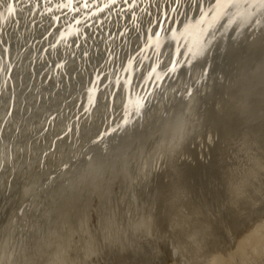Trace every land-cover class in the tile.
<instances>
[{"label":"rangeland","instance_id":"obj_1","mask_svg":"<svg viewBox=\"0 0 264 264\" xmlns=\"http://www.w3.org/2000/svg\"><path fill=\"white\" fill-rule=\"evenodd\" d=\"M7 2L8 0H5V3ZM222 2L232 6L244 3L247 7L252 3L249 9L254 10V13L248 15L249 19L257 12L264 13V10L256 12L255 8L263 7L264 0H222ZM216 3L215 0H181V10L175 16V22L169 19L163 25L164 31L161 33L163 41L159 45L155 38L149 42L147 36L150 34L144 36L143 42L146 43L142 44V40L135 42L136 38L144 35V32L146 34L149 21L153 20V17L147 15L138 14L136 19H131L118 18L113 14L104 22L103 28H79L81 35H75L74 32L69 36V43L61 42L63 39L59 37V30L67 27L63 16L57 20L55 17L60 13L57 9L56 11L54 9V12L48 11L49 4L46 0H22V3L18 2L14 5L18 9L15 13L0 6V205H3L0 207V228L7 210L14 208L12 198L10 201L5 198L15 192L14 186L18 185V179L24 177L21 179L23 185L20 208L15 207L11 212L8 224L0 235V264H40L41 252L47 244V232L51 225L49 219L56 211L66 207L67 199L73 195L74 187L77 185V167L72 166V163L80 164V168H83L89 161L88 155L83 159H75V157H78V153L87 146L89 137L96 130H100L98 135L102 139L110 138L113 134L124 130L125 107L133 102L131 99L133 92L138 97L137 103L140 106L139 112L136 113L140 114L137 115L139 117L131 120L132 128H127L131 130L132 135L127 137L128 140H123L126 142L125 149H118V142L109 145L111 155L122 151L117 156L120 157L113 162L110 161L112 163L107 168H100L98 179L93 181V184L96 182L93 196L80 208L82 210L80 214L85 216L75 218L73 225L71 220H68V215L57 225L56 237L49 246L51 259H47L46 264H114L109 253L125 250L133 254V260L130 258L122 264H264V133L260 130L261 124L264 123V100L262 97H257L259 94L264 96V90H258V87L264 84V75L259 72L260 67L257 69L262 63L250 61L247 74L254 87L248 90L244 83H247L246 77L243 79L244 74H242L245 73L246 55L242 52L241 40L239 42L242 36L240 30L244 27V23L240 25L241 29H236V20L232 26L230 23L225 31L223 30L225 25L220 29L222 23L219 29L215 30L209 26V22L204 23L200 17L213 12ZM230 7L231 5L224 14ZM261 14L256 15V18ZM196 18L198 19L194 23L197 24L196 27L188 29L186 34H176L182 31L191 21L190 19ZM223 20L225 22V19ZM35 28L39 31L34 32ZM70 28L77 31L76 26ZM155 31L156 27L153 25L152 32ZM170 34L172 38L168 40L166 38L164 41V38ZM211 41L214 48L198 57L200 51L196 48L201 49L203 43H211ZM190 46L194 48L189 50ZM260 50L262 51L261 47ZM72 58L74 60H71ZM213 58L215 61L212 62ZM109 64L110 68L116 71H120L124 66L126 68L125 72L122 71L115 80L119 83L114 87L116 89L113 90L114 100L111 104L107 102L105 104V96H101L97 102L93 101L89 106L92 112L85 114L84 110H79L80 104H78L72 111L75 113L73 115L71 113L72 116H69L70 118L68 117L63 124V120H59L58 109L67 116L70 114L72 108H65L73 99V96L71 98L68 96L70 89L79 81L83 84L86 81L82 91L97 88L98 80L104 78ZM95 72H97L95 79L89 80ZM170 75H173V78ZM163 78L165 80H162ZM156 79L157 82L154 81ZM111 80L112 78L107 79L105 84H109ZM219 81L222 83L221 87ZM157 83L159 87L155 86ZM190 84L193 86L192 95ZM237 85L241 87L238 88ZM237 88L239 91H235ZM240 90L245 91L239 104H243L244 111L241 113L248 116V118L245 116L246 121L261 113L260 118L258 116L256 118L257 122L248 120L257 134H254L257 140L255 144L252 143L249 132L251 127L249 129V126H246V121L242 122L240 129L226 133L227 129L235 124L233 121L236 114L232 115L234 113L232 109L238 102ZM56 94L63 95L57 105L47 108L52 117L44 122V126H40L39 133L32 134L34 126L31 127L30 120H36L38 113L41 112L39 105L49 106ZM179 100H183L188 105L187 108H183V112L181 109L180 113L177 112L182 107ZM221 101H225L226 109H222L224 106ZM99 102L103 103L99 111L93 114V110H97L94 108L95 104L100 105ZM214 106L219 114L209 121L208 116ZM197 108L199 114L194 117L192 113ZM249 108L252 112L255 110L254 115ZM164 110L170 112L166 115L167 112ZM249 112L254 117L249 118ZM162 113L163 115L160 116L163 117L165 114L166 119L179 115L173 121H167L163 117L162 129L160 128L158 132L148 131L144 139L140 137L138 133L141 132L144 121L148 119L147 115L152 114L156 118ZM45 114L42 119L47 118ZM186 136H189L187 138L191 142L185 138ZM177 141L181 143L176 147L174 144ZM183 142H188V146L185 143L186 148ZM189 143L190 146L192 144L191 148ZM252 146H254L253 151ZM176 153H178V166L183 164L181 168L186 170H181L183 174L175 181V186L164 189L163 185L169 183L170 177H166L162 171ZM6 155L9 156L8 159ZM181 161L183 163H180ZM126 162H131L129 165L133 164V167L139 168V172H142L141 174L135 172L131 183L126 180L123 186L127 185V188L118 184V180L123 178L125 170L128 169L125 167ZM137 162L139 165L136 164ZM18 163L22 168V173L19 174ZM184 164L187 166L185 167ZM253 167L258 168L259 173ZM139 175L142 176L141 180ZM64 176H72L74 179L70 180L72 183L68 189L58 194L62 199L55 204L52 201L54 195L50 194L53 191L51 189L59 183L57 179ZM128 183L133 186L129 187ZM103 189H111V197L109 194V198L105 199L104 203L102 201L104 197L101 196ZM6 202L9 206L4 205L7 204ZM31 202H34L33 207H28ZM107 202H110L109 205ZM150 204H153L152 207ZM85 207L86 211L83 210ZM145 213L154 216L153 220L148 219L147 223V219H142L141 215ZM110 215L111 220L105 219L108 221L106 222L104 218L106 216L109 218ZM178 223L181 227L177 226ZM111 224H113L112 228ZM156 225H159L158 228ZM134 238L137 240L135 241ZM121 247L123 249H120ZM146 247L149 253L139 258L138 255Z\"/></svg>","mask_w":264,"mask_h":264},{"label":"bare ground","instance_id":"obj_2","mask_svg":"<svg viewBox=\"0 0 264 264\" xmlns=\"http://www.w3.org/2000/svg\"><path fill=\"white\" fill-rule=\"evenodd\" d=\"M252 2V1H251ZM252 4V3H251ZM251 4H249V7L251 6ZM231 5V7H230V9L228 10V12H226L225 14H224V12H225V10L226 9H228V7ZM255 6H256V4H255ZM254 6V7H255ZM249 7H247V4H241V5H238V6H232V4H227V3H224V2H222V0L221 1H219V2H217L216 4H214V6H213V12H211V13H206V14H203V15H201L200 17L203 19V21H204V23L206 22V23H208L209 22V26H211V27H213L215 30H218L219 28V26H221L222 25V23H223V25H222V27L220 28V29H222L223 28V26L225 25V27L223 28V30L225 31L226 30V28L230 25V23H231V26L233 25L232 23L233 22H235L236 20H237V26H235V28L237 29V28H239V29H241V26L240 25H242V23H244V27L240 30L241 31V39L239 38V42H240V40H241V42H240V44H242V47H241V49H242V52H244V54L246 55V57H245V61H244V64H245V73H242V74H244L243 75V79L246 77V81H247V83H248V85H247V83L246 82H244L245 83V86L247 87V89L248 90H250L252 87H254V83L251 81V79L249 80L248 79V70H249V68H250V61H256V62H261L262 64H259L258 66H257V69L259 68V72L262 74L263 73V75H264V18H263V12H257L258 10L260 11V10H264V6L262 7V6H256L255 8H256V12L257 13H255V14H253V16L252 17H250V19L248 18L249 16V14L250 13H254V10L252 11V9H249ZM262 7V8H261ZM251 8V7H250ZM17 9V8H16ZM55 9V10H54ZM53 10L54 11H56V7H55V5L53 6ZM52 10V11H53ZM17 11H18V9H17ZM53 11V12H54ZM38 12H40V10H38ZM259 13H262L261 15H260V17H258V18H256V15H258ZM223 14V16H221ZM214 18V19H213ZM223 19H225V22H223L224 20ZM248 19V20H247ZM191 20V21H190ZM189 21L190 22H188L185 26H184V28L182 29V31L180 32V33H176V34H186V33H188V29H190V28H192L193 26H195L196 27V25L194 24L195 22H196V20H198L197 18L195 19V20H192V19H190ZM247 21V22H246ZM64 23L66 24V22L64 21ZM200 23V22H199ZM198 23V24H199ZM246 23V24H245ZM198 27V26H197ZM65 28V27H64ZM194 28V27H193ZM61 29V28H60ZM195 30V29H194ZM39 30L37 29V28H35L34 29V32H38ZM60 31V36H59V34L57 35V36H59V37H61L63 40H61V42L62 41H68L69 43H70V38H69V36L71 35L72 36V34L75 32L76 33V31L75 30H72L70 27H68V25H67V27L65 28V29H61V30H59ZM197 31V30H196ZM223 31V32H224ZM219 32H220V30H219ZM61 33H63V35H61ZM221 33V32H220ZM150 33L148 32V31H146V34H145V32H144V35L143 36H140V37H138V38H136V41L135 42H139L140 40H142V44L143 43H146V42H143L144 41V38L147 36V35H149ZM172 34V33H171ZM171 34L168 36V37H165L164 38V41H165V39L166 40H168V39H171L172 38V36H171ZM194 34V33H193ZM48 35V34H47ZM46 35V36H47ZM178 35V36H179ZM246 35H248V36H246ZM54 36V35H53ZM145 36V37H144ZM163 36V35H162ZM177 36V35H176ZM177 36V37H178ZM244 36H245V38H244ZM176 37V38H177ZM192 37H193V35H192ZM196 36H194V38H195ZM203 37H204V35H203ZM51 38V37H50ZM147 38H148V36H147ZM244 38V39H243ZM179 39V38H178ZM161 41H163V37L162 38H160V40L157 42V44L159 45L160 43H161ZM177 41V40H176ZM175 41V42H176ZM193 41V40H192ZM141 42V41H140ZM67 43V42H66ZM68 43V44H69ZM189 43V42H188ZM187 43V44H188ZM191 43V42H190ZM197 43V42H196ZM180 44H182V43H180ZM200 44H201V41H200ZM212 44H213V42L211 41V43L209 42V43H203L202 45V47H201V49H199V48H196L197 50H199L200 51V54H197L198 55V57L199 56H202V54L204 53L205 54V52H209V51H211L212 50V48H214V47H212ZM63 45V44H62ZM176 46H179V44L177 45V44H175ZM140 46V45H139ZM195 46V45H194ZM194 46L192 47V46H190L189 47V50L191 49V48H194ZM169 47H170V45H169ZM186 47H187V45H186ZM260 47H261V49H262V51L260 50ZM180 48V47H179ZM45 49V48H44ZM181 49V48H180ZM184 49V48H183ZM68 50V49H67ZM66 50V51H67ZM186 50V49H185ZM42 51H43V49H42ZM51 51V50H50ZM171 52V51H170ZM180 52V51H179ZM183 52H184V50H183ZM189 52V51H188ZM198 52V51H197ZM43 53V52H42ZM68 53V52H67ZM185 53V52H184ZM190 53V52H189ZM220 53V52H219ZM176 54H178V53H176ZM187 54V53H186ZM191 54V53H190ZM38 55V54H37ZM66 55H68V54H66ZM183 56H184V54H183ZM67 57V56H66ZM69 57V56H68ZM179 57V56H178ZM191 57V56H190ZM181 58V57H180ZM180 58H179V60H180ZM188 58V57H187ZM258 58H260V59H258ZM178 59V58H177ZM190 59V58H189ZM188 59V60H189ZM71 60H74L73 58L71 59ZM176 60V59H175ZM259 60V61H258ZM182 61V60H181ZM186 60H184V62H185ZM213 61H215V58H213L212 59V62ZM177 62H179L178 60H177ZM177 62H176V64H177ZM56 63H58V62H56ZM195 63V62H194ZM180 64H181V62H180ZM54 65H56V64H54ZM58 65V64H57ZM124 65H126V64H124ZM173 65H174V63H173ZM185 65V64H184ZM198 65V64H197ZM227 65H228V63H227ZM181 66V65H180ZM128 67V66H127ZM176 67H179V66H176ZM175 67V68H176ZM187 67V66H186ZM191 68V67H190ZM193 68V67H192ZM191 68V69H192ZM206 68H207V66H206ZM209 68L210 67H208V69L207 70H209ZM51 69V68H50ZM53 69H54V66H53ZM52 70V69H51ZM55 70V69H54ZM54 70H52V71H54ZM107 70H108V72L105 74V76H104V78L103 79H101V78H99V80H98V87L97 88H95V89H87V90H83L82 91V88H83V85L84 84H86L85 82H84V84L83 83H81L80 81L79 82H77L76 84H74V86H73V88H71L70 89V93L68 94V96H70L69 98H71L72 96H73V99H71V101H70V103L69 104H67V106L65 107V108H67V107H70V108H72V110H70L71 112H70V114L67 116V115H65L66 113H64V112H62V111H59L60 109H58V107H56V109H58V112H59V120L61 121V120H63V124H64V122L68 119V117L69 116H72L75 112H73L72 113V111L73 110H75L74 108L78 105V104H80V106H79V110H84V114L85 113H91L92 112V110L90 109V107L89 106H91L92 104H93V101H95V102H97V100H98V98H100L101 96H105L104 98V102H105V104H106V102H107V104H111V102L114 100V91L113 90H115L116 88H114L115 87V85L117 84V83H119L118 81L117 82H115V80L117 79V77L119 76V74L123 71V73L125 72V70H126V68H125V66L120 70V71H116V70H114V69H111L110 68V64H109V66L107 67ZM175 70V69H174ZM198 70V69H197ZM173 71V70H172ZM190 71V70H189ZM192 71V70H191ZM190 71V72H191ZM196 71V70H195ZM117 72V73H116ZM171 72V71H170ZM189 72V73H190ZM96 73L97 72H95L94 74H92V76H91V78L92 79H89V80H93V79H95V75H96ZM127 73H128V70H127ZM178 73V72H177ZM196 73V72H195ZM157 74V73H156ZM175 74H176V72H175ZM184 74V73H183ZM194 74V73H193ZM197 74V73H196ZM196 74H194V76L196 75ZM247 74V75H246ZM117 75V76H116ZM167 75H168V73H167ZM164 76H165V74H164ZM171 76V75H170ZM169 76V77H170ZM173 76V75H172ZM171 76V77H172ZM184 76V75H183ZM192 76V75H191ZM193 76V77H194ZM197 76V75H196ZM242 76V75H241ZM125 77V76H124ZM186 77V76H185ZM212 77V76H211ZM79 78V77H78ZM86 78V77H85ZM90 78V77H89ZM112 78V80L110 81V83L109 84H105L106 83V81H107V79H111ZM120 78V77H119ZM122 78H123V76H122ZM166 78V77H165ZM173 78V77H172ZM86 79H88V78H86ZM86 79H84V80H86ZM121 79V78H120ZM142 79V78H141ZM146 79V78H145ZM155 79V78H154ZM194 79V78H193ZM75 80V79H74ZM84 80H82V81H84ZM161 80V79H160ZM162 80H165L164 78L162 79ZM174 80V79H173ZM210 80H211V78H210ZM209 80V81H210ZM233 80V79H232ZM76 81V80H75ZM127 81V80H126ZM150 81V80H149ZM155 82H157V79L156 80H154ZM184 81H185V79H184ZM192 81V80H191ZM90 82V81H89ZM123 82V81H122ZM145 82V81H144ZM88 83V82H87ZM121 83V82H120ZM142 83V82H141ZM154 83V82H153ZM159 83V82H158ZM158 83L155 85V86H157L158 85ZM149 84V83H148ZM181 84V83H180ZM186 84H187V82H186ZM210 84V83H209ZM219 87H221V82L219 81ZM123 85V84H122ZM183 85V84H182ZM181 85V86H182ZM88 86V85H87ZM142 86H144V84L142 85ZM148 86V85H147ZM154 86V85H153ZM154 86V87H155ZM190 86H191V84H190ZM116 87H117V85H116ZM121 87V86H120ZM123 87V86H122ZM149 87V86H148ZM158 87H159V85H158ZM158 87H156V88H158ZM188 87H189V85H188ZM192 87L193 86H191L190 87V91H191V89H192ZM237 87L238 88H240L241 86H238L237 85ZM250 87V88H249ZM118 88H119V86H118ZM156 88L154 89V90H156ZM181 88V87H180ZM236 89L235 91H239V89ZM39 89H41V88H39ZM84 89V88H83ZM124 89V88H123ZM221 89V88H220ZM185 90V89H184ZM189 90V89H188ZM245 90H246V88H245ZM113 91V92H112ZM193 91H194V89H193ZM68 92V91H67ZM244 92L245 91H243V90H240V95H238L239 97H238V102H236L237 104H235V105H233V107H235L234 109H232L233 111H234V113L232 114V115H235L236 114V116H234V121L233 122H235V124H234V126L233 127H230L229 129H227L228 131L226 132V133H229L230 131L232 132L234 129H240L241 127H242V122L243 121H246V118H248V116H246L245 114L243 115L241 112L242 111H244L243 110V104L241 105V104H239L240 103V101L242 100V98H241V96H242V94H244ZM246 92H247V90H246ZM190 93V92H189ZM135 93L133 92V95H132V100H133V102H131V103H129L126 107H125V114H124V117H123V120H124V123L126 124V126H125V128H124V130H122L121 132H119V133H115V134H113L110 138H107V139H102L99 135H98V132L100 131H97L96 130V132L95 133H93V135L91 136V137H89V142L87 143V146H85L83 149H82V151L81 152H79L78 153V157H75V159H83V158H85V157H87V155H88V160L89 161H87V163H85V166L83 167V168H80L81 167V165L80 164H74L73 165V163H72V166H74V167H77V172H78V176H77V185L74 187V189H75V191H74V193H73V195H71V197L69 196L68 198L69 199H67L68 201L66 202V207L64 208V209H60V210H58V211H56V213L54 214V215H52L51 217H50V219H49V222H50V227H49V230H48V234H47V241H46V246H45V248H44V250H42V258H41V261H40V264H46V262H47V259L49 260V259H51V254H50V250H49V246L50 245H52V243H53V241H54V239H55V237H56V232H57V225L61 222V221H63V219L66 217V216H68V220H71V223L74 225V222H75V218L77 219H79V218H83L84 216H85V214H80V212H82V210L80 209L81 208V206H82V204H87V201L89 200V198L90 197H92L93 196V192H94V187H96V185H95V183L93 184V181H94V179H98V177H99V173H100V168L101 167H105V168H107V166H109L112 162H113V160L114 159H116V158H119V157H117L118 155H120L121 154V152L122 151H120V153H116V155H111L110 154V151H109V148H110V146L109 145H111V144H116L115 142H118L117 144H119L118 145V149L119 148H121V149H125V145H126V142L125 141H123L124 139H127V137H129V136H131L132 135V133H131V130H128L127 128H129V127H131V125H130V122H131V120L132 119H135L136 117H139V116H137V115H139L140 113H136L137 111L139 112V108H140V106H139V104L137 103V98L138 97H136L135 95H134ZM40 95V94H39ZM63 94H61V95H59V94H56L55 96H54V100H53V102H51V104H49V106H41V105H39V107H40V109H41V112H39L38 114V117L36 118V120L34 119V121L31 119L30 120V125H31V127L32 126H34V130L32 131V134L35 132V133H39V131H40V129H41V125H43L44 126V122H46L47 121V119H49L50 120V118L52 117L50 114H49V112H48V110H47V108L48 107H50L51 105H57L58 103V100H59V98L62 96ZM191 95H192V91H191ZM96 99V100H95ZM188 99V98H187ZM79 101H82V103H79ZM175 101V100H174ZM188 102V101H187ZM254 102H255V100H254ZM100 103V102H99ZM103 102H101L100 103V105L99 104H95V107L94 108H96L97 110H93V114L94 113H96L97 111H99V109H100V106H101V104H102ZM179 103H180V106H182L181 108H179V110L177 111V112H181V109H182V112H183V108H187L188 107V105L183 101V100H179ZM179 103H178V105H179ZM225 103V101L223 102V101H221V104H223L222 106H224V107H222V109H226V105L224 104ZM64 104V102L63 103H61V106ZM73 104V105H72ZM250 104V103H249ZM174 105V104H173ZM72 106V107H71ZM179 106V107H180ZM221 106V105H220ZM255 106V105H254ZM38 107V108H39ZM135 107H137L136 109H135ZM171 107H173L172 105H171ZM229 106H227V108H228ZM61 108V107H60ZM199 108V107H198ZM198 108L197 109H195V112L194 113H192L193 114V116L195 117V116H197V114H199L198 112H199V110H198ZM253 108V107H252ZM251 108V109H252ZM135 109V110H134ZM167 109V108H166ZM213 110V111H212ZM211 110V112H210V116H208V120L210 121V120H212L213 118L212 117H215V115L218 117V111H217V109H216V106H214V109H212ZM216 110V111H215ZM249 110H250V108H249ZM66 111H67V109H66ZM164 111H166V110H164ZM251 111V110H250ZM255 111V110H254ZM253 111V112H254ZM82 112V111H81ZM144 112V111H143ZM163 112V111H162ZM167 113H165L166 115L168 114V112H170L169 110L168 111H166ZM219 112H220V110H219ZM252 112V111H251ZM251 112H249V115H250V113ZM253 112H252V114H253ZM44 113H46V114H48V115H46L45 114V116H47V118L46 119H42L43 118V114ZM61 113V114H60ZM71 113H72V115H71ZM104 113H106V112H104ZM160 113V112H159ZM245 113V112H244ZM247 113V112H246ZM83 114V113H82ZM107 114V113H106ZM165 114H164V116H165ZM170 114V113H169ZM256 114V113H255ZM160 115H163V113L162 114H159V116ZM179 114H176V115H173V117L170 119V118H168L167 117V121H173V120H175L176 118H177V116H178ZM254 115V114H253ZM252 115V116H253ZM62 116V117H61ZM104 116V115H103ZM156 116H157V114H156ZM154 117V115H150V114H148L147 115V117H148V119L147 120H145L144 121V126H143V128H141L140 130H141V132L140 133H138L139 135H140V137H142L143 139L145 138V136L147 135L146 133L148 132V131H156V132H158V130L161 128L162 129V127L164 126V123H163V117L162 116H160V117ZM245 116H246V118H245ZM251 115H250V117L249 118H251L252 117ZM254 117V116H253ZM45 118V117H44ZM70 118V117H69ZM236 118H237V120H236ZM249 121H251L250 119H248ZM246 121V126H249V129H250V127L252 126V124H249L248 122L249 121ZM42 121V122H41ZM183 121V120H182ZM165 122V121H164ZM62 123V122H61ZM251 123V122H250ZM128 124V125H127ZM163 124V125H162ZM168 124V123H167ZM170 125H171V123H170ZM241 125V126H240ZM169 126V125H168ZM35 127H36V129H35ZM40 127V128H39ZM132 128V127H131ZM130 128V129H131ZM165 128V127H164ZM180 128H181V126H180ZM253 127H251V129H250V131L249 132H251V138H252V143H257L256 141L257 140H255V135H257L256 133H255V131H253V129H252ZM128 130V131H127ZM134 130V129H133ZM132 130V131H133ZM139 130V131H140ZM190 130V129H189ZM161 131V130H160ZM164 131V130H163ZM174 131V130H173ZM124 133V134H123ZM134 133V132H133ZM136 133V132H135ZM138 134H137V136H138ZM255 134V135H254ZM95 135V136H94ZM192 135V134H191ZM190 135V136H191ZM232 135V134H231ZM94 136V137H93ZM114 136H116V138L114 137ZM232 136H234V135H232ZM112 137H114V138H112ZM187 137H189V136H186L185 138H187ZM240 137V136H239ZM112 138V139H111ZM193 138V137H192ZM233 138V137H232ZM188 139V138H187ZM186 139V140H187ZM191 139V138H190ZM235 139V138H234ZM128 140V139H127ZM189 140V139H188ZM187 140V141H188ZM99 141H101V144H99ZM184 141V140H183ZM190 142H191V140H189ZM188 141V142H189ZM248 141H250V139L248 140ZM254 141V142H253ZM178 142V141H177ZM175 142V146L177 147V146H179V144L181 143V142ZM188 142H183L184 144L186 143L187 144V146H188ZM197 142V141H196ZM89 143H92L91 145H88ZM193 143H194V141H193ZM113 144V145H114ZM186 144H185V147L184 148H186ZM212 144V143H211ZM22 145V144H21ZM236 145V144H235ZM182 146H183V144H182ZM189 146H190V143H189ZM191 146H192V144H191ZM191 146H190V148H191ZM195 147V146H194ZM193 147V148H194ZM230 147V146H229ZM247 147V146H246ZM253 148H252V151L254 150V146H252ZM256 147V146H255ZM114 148V147H113ZM180 148H181V145H180ZM188 148V147H187ZM117 149V150H118ZM120 149V150H121ZM244 149H245V147H244ZM250 149V148H249ZM256 149V148H255ZM258 149V148H257ZM174 150H175V148H174ZM187 150V149H186ZM239 150V149H238ZM169 151V150H168ZM170 151H172V150H170ZM181 151V150H180ZM182 151H183V149H182ZM185 151V150H184ZM191 151V150H190ZM242 151V150H241ZM244 151V150H243ZM251 151V150H250ZM113 152H114V150H113ZM186 152V151H185ZM192 152H193V150H192ZM258 152H259V150H258ZM184 153V152H183ZM242 153V152H241ZM261 153V152H260ZM9 154V153H8ZM192 154V153H191ZM177 155H178V153H176V155L175 156H173V159H172V161L171 162H169V163H167V165H166V168L162 171L163 172V174L166 176V177H170L169 178V183H167V184H165V185H163V187H164V189H169V188H171L172 186H175L174 184H176V180H178V179H180L181 178V175L183 174L182 172H181V170H186L185 168L183 169V168H181L182 167V165L183 164H180L181 166H178L179 164V162H178V157H177ZM181 155V154H180ZM231 156H232V154H231ZM238 156H240V154L238 155ZM257 156H259V155H257ZM262 156V155H261ZM8 157L9 156H7L6 155V159H8ZM166 157V156H165ZM241 157H242V155H241ZM252 157H253V153H252ZM255 157V156H254ZM180 158H181V156H180ZM234 158V157H233ZM244 158V157H243ZM242 158V159H243ZM192 159V158H191ZM198 159V158H197ZM234 159H236V158H234ZM255 159H256V157H255ZM180 160V159H179ZM187 160V159H186ZM237 161H239L238 159H236ZM236 160H235V162H236ZM241 160V159H240ZM243 160H245V159H243ZM110 161H112V162H110ZM135 161V159L133 160V162ZM198 161V160H197ZM229 161V160H228ZM257 161V160H256ZM259 162H260V160H258ZM262 161V160H261ZM139 162V161H138ZM138 162L136 163V164H138ZM186 162V161H185ZM131 162H126V166L125 167H128V169H126L125 171H126V173H125V175L123 176V178H121V179H119L118 180V184H120V186H122V187H126V186H123V185H125V182H126V180H128L129 182L131 181V179H132V176H133V174L135 173V172H139V168H137V167H133L134 165H135V162H134V165L133 164H131V165H129ZM164 163V162H163ZM180 163H183L182 161L180 162ZM233 163V162H232ZM240 163V162H239ZM243 163V162H242ZM262 163H263V161H262ZM190 164V163H189ZM237 164V163H236ZM247 164H249V162L247 163ZM256 164V163H255ZM254 164V165H255ZM261 164V163H260ZM71 165V164H70ZM139 165V164H138ZM253 165V166H254ZM257 165V164H256ZM258 165H259V163H258ZM257 165V166H258ZM71 166V167H72ZM184 166L186 167L187 165H185L184 164ZM262 166V165H261ZM70 167V168H71ZM249 167V166H248ZM263 167V166H262ZM141 168V167H140ZM245 168V167H244ZM252 168V167H251ZM250 168V169H251ZM255 167H253V169H254ZM189 168H187V170H188ZM238 169V168H237ZM253 169L251 170V171H253ZM258 169V168H257ZM256 168H255V171L257 170ZM21 170H22V168L20 167V165H19V163H18V174H19V172L20 173H22L21 172ZM131 170L133 171V172H131ZM235 170V169H234ZM245 170H246V168H245ZM76 171V170H75ZM160 171V170H159ZM258 171V173H259V170H257ZM24 172V171H23ZM181 172V173H180ZM244 172V171H243ZM76 173V172H75ZM140 174L142 173V172H139ZM234 173V172H233ZM249 173V172H248ZM255 173V172H254ZM137 174V173H136ZM231 174V173H230ZM237 174V173H236ZM240 174V173H239ZM256 174H257V172H256ZM128 175V176H127ZM144 175H145V177H146V174L144 173ZM143 175V176H144ZM252 175V174H251ZM254 175V174H253ZM258 175V174H257ZM240 176V175H239ZM19 177V176H18ZM127 177H128V179H127ZM141 175H139V179L141 180ZM165 177V178H166ZM43 178V177H42ZM21 179H24V177L22 176V178ZM21 179H18L19 181H17L18 182V187L17 186H14V188L16 189L15 190V192L11 195L10 193V195L11 196H7L5 199H8L9 201H10V198H12V203H13V205H14V208H13V210L15 209V207H19L20 205H21V203H20V201H21V196H20V194H21V187H22V181H21ZM72 179H74V177L72 178V176H69V177H66V176H64L63 178H61V179H57V182H59L58 184H57V186H55L54 187V189H51V193L50 194H53L54 195V200H52V201H54V203L55 202H57V201H60L62 198L58 195V194H60V192H63V191H65L66 189H68V187H69V185L72 183V182H70V180H72ZM183 179H184V177H183ZM245 179V178H244ZM257 179V178H256ZM48 180V179H47ZM165 180V179H164ZM182 180V179H181ZM258 180H259V178H258ZM124 181V182H123ZM250 181V180H249ZM42 182V180H40L39 181V183H41ZM88 182H89V184H88ZM153 182V181H152ZM247 182V181H246ZM131 183V182H130ZM157 183V182H156ZM242 183H244L243 181H242ZM252 183V182H251ZM93 184V185H92ZM101 184V183H100ZM127 184V183H126ZM129 184V183H128ZM240 184V183H239ZM253 184V183H252ZM147 185V184H146ZM152 185V184H151ZM185 185H187V184H185ZM255 185V184H254ZM60 186V187H59ZM101 186H102V188H103V185L101 184ZM133 185H130L129 184V187H132ZM157 186V185H156ZM240 186H241V184H240ZM245 186V185H244ZM247 186V185H246ZM253 186V185H252ZM256 186V185H255ZM178 187H180V186H178ZM249 188H250V186H248ZM57 188V189H56ZM127 188V187H126ZM242 187H240V190H242L241 189ZM56 189V191H54ZM163 189V190H164ZM236 189V188H235ZM234 189V190H235ZM238 189H239V186H238ZM237 189V190H238ZM244 189H246V187L244 188ZM14 190V189H13ZM145 190V189H144ZM12 191V190H11ZM122 191V190H121ZM133 191V190H132ZM245 191V190H244ZM59 192V193H58ZM108 192V193H107ZM125 192V191H124ZM151 192V191H150ZM55 193V194H54ZM136 193V192H135ZM158 193V192H157ZM237 193H238V191H237ZM236 193V194H237ZM245 193V192H244ZM109 194H110V197H111V189L110 190H108V189H103V193L101 194V196L102 197H104V198H102L103 200V203H104V200L106 199L107 200V198H109ZM124 194V193H123ZM150 194V193H149ZM184 194H185V192H184ZM126 195H127V193H126ZM126 195H125V197H126ZM136 195V194H135ZM157 195V194H156ZM171 195V194H170ZM249 195H250V193H249ZM248 195V196H249ZM150 196V195H149ZM154 196V195H153ZM190 196V195H189ZM128 197V196H127ZM126 197V198H127ZM140 197H141V195H140ZM147 197V196H146ZM150 197H152V196H150ZM157 197V196H156ZM162 197V196H161ZM124 198V197H123ZM129 198V197H128ZM134 198V197H133ZM183 198V197H182ZM155 199H157V198H155ZM167 199V198H166ZM56 200V201H55ZM98 200V199H97ZM101 200V199H100ZM124 200V199H123ZM8 201V202H9ZM110 201V200H109ZM119 201V200H118ZM126 201H127V199H126ZM125 201V202H126ZM128 201H130V200H128ZM150 201V200H149ZM3 202H4V200H3ZM98 202V201H97ZM113 202H115V201H113ZM131 202V201H130ZM7 203V202H6ZM11 203V204H12ZM54 203H52V204H54ZM109 203L110 202H107V204L109 205ZM116 203V202H115ZM145 203V202H144ZM155 204H156V202H154ZM3 204V203H2ZM10 204V203H9ZM56 204V203H55ZM98 204H100V203H98ZM112 204V203H111ZM122 204V203H121ZM5 206L6 205H8V203L7 204H4ZM33 205H34V202H31V203H29V205H28V207L30 206V207H33ZM102 205V204H101ZM146 205V204H145ZM151 205V204H150ZM153 205V204H152ZM152 205H151V207H152ZM176 205V204H175ZM5 206H4V208H5ZM9 206V205H8ZM96 206H97V204H96ZM111 206V205H110ZM116 206V205H115ZM0 207H3V205L1 206L0 205ZM10 207H11V205H10ZM95 207V206H94ZM107 207V206H106ZM140 207V206H139ZM175 207V206H174ZM176 207H177V205H176ZM20 208V207H19ZM99 208V207H98ZM110 208V207H109ZM162 208V207H161ZM2 209V208H1ZM77 209V210H76ZM105 209V208H104ZM114 209V208H113ZM118 209V208H117ZM122 209V208H121ZM166 210H167V207L165 208ZM177 209V208H176ZM13 210H7L8 212H7V215H6V217L4 218V217H2V218H4L3 219V221H2V227L0 228V235L3 233V231L5 230V228H6V225L8 224L7 222H8V217H9V215L11 214V212H13ZM83 210H87V208L85 207V208H83ZM105 210H107V209H105ZM149 210V209H148ZM147 210V211H148ZM151 210V209H150ZM155 210V209H154ZM164 210V209H163ZM187 210H189V209H187ZM187 210H186V213H187ZM73 211H74V215H73ZM77 212V214H76V212ZM102 211V210H101ZM165 211V210H164ZM164 211H163V213H164ZM177 211V210H176ZM1 212V211H0ZM110 212V211H109ZM113 212V211H112ZM125 212V211H124ZM155 212V211H154ZM168 212V211H167ZM93 213V212H92ZM91 213V214H92ZM104 213H106V211L104 212ZM109 214H111V213H109ZM114 214V213H113ZM116 214V213H115ZM185 214V213H184ZM188 214V213H187ZM5 215V214H4ZM73 215V217H71ZM100 215H101V213H100ZM107 215V214H106ZM117 215V214H116ZM122 215V214H121ZM120 215V216H121ZM151 215H153V214H151ZM165 215V214H164ZM167 215H168V213H167ZM167 215H166V217H167ZM179 215V214H178ZM195 215V214H194ZM3 216V215H2ZM114 216V215H113ZM134 216V215H133ZM142 216V219H147V223L149 222V220H153V218H154V216H150L149 215V213H145L144 215H141ZM181 216H183V214L181 215ZM187 216V215H186ZM193 216V215H192ZM1 217V216H0ZM104 217V216H103ZM107 217V216H106ZM104 218V220L105 219H110V217H111V215L109 216V218L107 217V218ZM122 217V216H121ZM156 217V216H155ZM177 217V216H176ZM129 218H130V216H129ZM128 218V219H129ZM158 218H159V216H158ZM173 218H175V217H173ZM178 218V217H177ZM223 218V217H222ZM122 219V218H121ZM149 219V220H148ZM181 219V218H180ZM190 219V218H189ZM192 219V218H191ZM194 219V218H193ZM93 220V219H92ZM111 220V219H110ZM120 220V219H119ZM126 220H127V217H126ZM132 220V219H131ZM94 221V220H93ZM106 222H108L107 220H105ZM112 221H114V220H112ZM121 221V220H120ZM125 221V220H124ZM133 221H134V219H133ZM137 221V220H136ZM174 221H175V219H174ZM185 221V220H184ZM187 221V220H186ZM84 222V221H83ZM126 222H130V221H126ZM125 222V223H126ZM113 223V222H112ZM182 223V222H181ZM188 223V222H187ZM104 224V223H103ZM103 224H102V226H103ZM118 224V223H117ZM122 223H119V225H121ZM132 224H134V223H132ZM160 224V223H159ZM99 225V224H98ZM106 225H107V223H106ZM112 226H111V228L113 227V224H111ZM177 225V224H176ZM181 225H183V224H181ZM109 226V225H108ZM107 226V227H108ZM138 226V225H137ZM157 226V225H156ZM159 226V225H158ZM158 226H157V228H158ZM170 226H172V225H170ZM178 227L180 226L179 225V223H178V225H177ZM98 227V226H97ZM100 227V226H99ZM116 227V226H115ZM119 227H121V226H119ZM128 227H129V225H128ZM133 227H135V225L133 226ZM181 227V226H180ZM184 227H185V225H184ZM102 228V227H101ZM100 228V229H101ZM117 228V227H116ZM131 228V227H130ZM170 228H172V227H170ZM99 229V228H98ZM103 230H104V228H102ZM109 229V228H108ZM129 229V228H128ZM113 230V229H112ZM118 229H116V231H117ZM124 230V229H123ZM135 230V229H134ZM133 230V231H134ZM137 230V229H136ZM150 230V229H149ZM199 230V229H198ZM122 231V230H121ZM132 231V230H131ZM151 231V230H150ZM171 231H172V229H171ZM178 231V230H177ZM176 231V232H177ZM114 232V231H113ZM119 232V231H118ZM136 232V231H135ZM94 233V232H93ZM121 233V232H120ZM122 233H124V232H122ZM121 233V234H122ZM129 233H130V231H129ZM129 233H128V235H129ZM152 233V232H151ZM150 233V234H151ZM105 234H106V232H105ZM105 234L103 233V237H105ZM108 234H109V232H108ZM149 234V235H150ZM154 234V233H153ZM200 234V233H199ZM107 235V234H106ZM114 235H117L116 233H114ZM127 235V234H126ZM136 235V234H135ZM134 236V235H133ZM150 236H152V235H150ZM160 236V235H159ZM163 236V235H162ZM1 237V236H0ZM124 237H125V235H124ZM127 237V236H126ZM131 237H132V234H131ZM136 237V236H135ZM189 237H190V235H189ZM123 238V237H122ZM130 238V237H129ZM161 238V237H160ZM115 239V238H114ZM117 239H119V238H117ZM125 239H127V238H125ZM130 239H132V238H130ZM140 239V238H139ZM187 239V238H186ZM196 239V238H195ZM199 239V238H198ZM107 240V239H106ZM105 240V241H106ZM111 240V239H110ZM124 240V239H123ZM134 240H135V238H134ZM137 240V239H136ZM135 240V241H136ZM163 240V239H162ZM161 240V241H162ZM178 240H179V238H178ZM128 241H129V239H128ZM144 241H145V239H144ZM192 241V240H191ZM190 241V242H191ZM99 242V241H98ZM116 242H118L119 243V241H116ZM131 242H132V240H131ZM115 243V242H114ZM122 244H123V241L121 242ZM136 242H134V244H135ZM181 243V242H180ZM179 243V244H180ZM197 243V242H196ZM113 244V243H112ZM126 244H128L127 243V241H126ZM194 244V243H193ZM121 245V244H120ZM131 245V244H130ZM121 246H123V245H121ZM124 246H126L125 244H124ZM132 246H133V244H132ZM180 246V245H179ZM187 246V245H186ZM114 247V246H113ZM128 247H130V246H128ZM242 247V246H241ZM101 248V247H100ZM127 247H125V249H126ZM172 248V247H171ZM237 248V247H236ZM98 249V248H97ZM120 249H123L122 247L120 248ZM134 249V248H133ZM137 249V248H136ZM135 249V250H136ZM162 250V249H161ZM122 251V250H121ZM137 251V250H136ZM159 251V250H158ZM240 251V250H239ZM95 252V251H94ZM137 254H138V252H136ZM147 253H149V250H148V248L146 247L145 249H143V252H141L139 255H138V257L139 258H142V257H144ZM163 253V252H162ZM173 253V252H172ZM187 253V252H186ZM108 254V253H107ZM109 254H111V256H112V261L114 262V264H122V263H125V262H127L130 258L132 259V256H133V254L131 253V252H129V251H124V252H116V251H112L111 253H109ZM183 254V253H182ZM134 255H135V253H134ZM135 257H137V255L135 256ZM134 257V258H135ZM229 257V256H228ZM133 260V259H132ZM59 261V260H58ZM109 261H110V259H109ZM164 261V260H163ZM55 262V261H54ZM189 262V261H188ZM48 263V262H47ZM53 264V263H52ZM189 264V263H188Z\"/></svg>","mask_w":264,"mask_h":264},{"label":"snow or ice","instance_id":"obj_3","mask_svg":"<svg viewBox=\"0 0 264 264\" xmlns=\"http://www.w3.org/2000/svg\"><path fill=\"white\" fill-rule=\"evenodd\" d=\"M18 2L22 3V0H8L7 3L5 0H0V6L15 13L17 9L14 5ZM46 2L49 4L48 11L51 12L55 5L60 13L55 17L57 20L63 16L69 27L76 26L75 35H81L79 32L81 27L103 28L104 22L113 14L118 18L129 17L131 19H136L138 14L153 17V20L149 21L147 30L150 33L149 42L153 38L158 42L164 31L163 25L169 19L175 22V16L181 10V0H46ZM215 2H219V0H215ZM153 25L156 27L155 32H152ZM154 71L155 69H153Z\"/></svg>","mask_w":264,"mask_h":264},{"label":"water","instance_id":"obj_4","mask_svg":"<svg viewBox=\"0 0 264 264\" xmlns=\"http://www.w3.org/2000/svg\"><path fill=\"white\" fill-rule=\"evenodd\" d=\"M261 89L264 90V84H262L261 86L258 87V90H261ZM255 97H256V96H255ZM257 97H259V98L262 97V99L264 100V96H262V94H259V96L257 95ZM259 114L261 115V113H258L257 116L260 118V115H259ZM257 116L254 117V118H251V122H253V123H254V122H257V119H256V118H258ZM260 128H261V129H260ZM260 128H259V129H260L261 131H263V133H264V123L261 124Z\"/></svg>","mask_w":264,"mask_h":264}]
</instances>
